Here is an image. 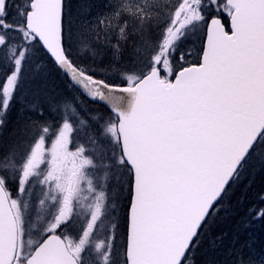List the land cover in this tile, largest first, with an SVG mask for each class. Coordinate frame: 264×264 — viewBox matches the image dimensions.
<instances>
[{
    "label": "snow or ice",
    "instance_id": "obj_1",
    "mask_svg": "<svg viewBox=\"0 0 264 264\" xmlns=\"http://www.w3.org/2000/svg\"><path fill=\"white\" fill-rule=\"evenodd\" d=\"M257 175L264 0H0V264H264Z\"/></svg>",
    "mask_w": 264,
    "mask_h": 264
},
{
    "label": "trees",
    "instance_id": "obj_2",
    "mask_svg": "<svg viewBox=\"0 0 264 264\" xmlns=\"http://www.w3.org/2000/svg\"><path fill=\"white\" fill-rule=\"evenodd\" d=\"M78 2L79 0H73V3ZM52 84L57 89H63L65 87L62 79L55 73L52 74ZM8 127L11 128L12 126ZM4 135L7 137V130H5ZM261 196H264V176L257 175L249 187L241 186V188L237 189L232 197V204L238 210V215L232 217L230 220L224 221L222 224V228L229 233V239H231L238 229L240 237L254 245L257 251L264 249V227L261 226L264 222H257L246 231L239 224V221L242 217L246 216L249 209L264 208V202L261 201Z\"/></svg>",
    "mask_w": 264,
    "mask_h": 264
},
{
    "label": "rangeland",
    "instance_id": "obj_3",
    "mask_svg": "<svg viewBox=\"0 0 264 264\" xmlns=\"http://www.w3.org/2000/svg\"><path fill=\"white\" fill-rule=\"evenodd\" d=\"M9 126H12V125L10 124ZM9 129H10V127H9Z\"/></svg>",
    "mask_w": 264,
    "mask_h": 264
}]
</instances>
